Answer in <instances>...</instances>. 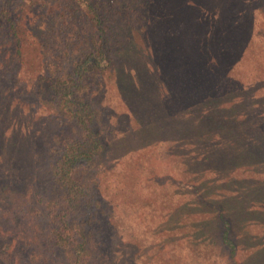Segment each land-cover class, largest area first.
<instances>
[{
	"label": "trees",
	"instance_id": "trees-1",
	"mask_svg": "<svg viewBox=\"0 0 264 264\" xmlns=\"http://www.w3.org/2000/svg\"><path fill=\"white\" fill-rule=\"evenodd\" d=\"M53 1H64L70 8L63 23L71 21L72 25L63 36L49 25L50 17L43 22L48 25L37 24L39 0H0V88L15 82L12 77L18 78L26 56L24 41L32 40L38 49L39 63L30 73L34 79L29 74L24 81L26 85L33 84V91L38 93L47 113L57 114L64 123L73 122L75 126L70 137L60 140L59 145L56 142L49 151L53 158L49 159L46 179L56 195L47 197L34 186L32 191L38 193L27 197L32 204L26 215L29 218H22L21 222L30 226L33 214L45 217L52 225L45 243L66 252L69 264H88L92 232L86 228L91 224L86 211L90 191L79 176L84 166L88 169L95 166L109 150L101 110L109 109L102 98L109 74L114 76L129 109L138 111L150 106L154 110L152 116L144 111L145 122L142 125L141 121L140 126L147 145L141 148L166 142L170 152L181 156L188 172L196 170L200 182L181 185L191 194V204L199 201L200 206L208 208L207 213L212 210V217L198 224L196 231L212 233L213 243L219 242L222 250L232 257L245 239L236 234V221L240 224L244 215L250 214V208H235L236 213L231 209L235 200L242 202V197L228 191L235 177L227 175L236 169L264 174V133L260 129L264 117L258 123L237 108L242 112L240 116L234 105L222 108L223 111L217 109L228 80L222 65L236 56L235 49L226 46L236 43L232 38H236L245 18L240 6L243 0H143V7L139 2L130 3L129 19L121 15L126 2L123 0ZM209 43L213 45V53L209 51L212 46ZM34 58L29 62L33 64ZM168 84L172 87L169 92ZM18 88L13 87L10 93ZM201 97L204 99L199 101ZM22 129L25 132L20 133ZM137 129L125 130L123 134L131 136ZM34 131L33 122L26 127L22 125L16 140H12L13 134L8 135L7 142L0 138V148L15 149L14 158L18 160L24 143L29 146L39 142ZM1 159L10 169L19 164L4 152ZM2 163L1 172L6 169ZM12 171L17 175L19 168ZM244 176L243 180L251 182L247 196L253 193L256 200L258 193L264 195V178ZM182 206L170 211L156 232H175L180 224L174 219L182 218L187 211ZM250 210L264 216L263 209ZM9 212L14 214L13 210ZM166 224L171 227L167 229ZM28 243L31 246L34 242ZM23 250L26 253L27 245ZM34 254L31 251L32 258ZM253 259V263H263L264 252Z\"/></svg>",
	"mask_w": 264,
	"mask_h": 264
},
{
	"label": "rangeland",
	"instance_id": "rangeland-1",
	"mask_svg": "<svg viewBox=\"0 0 264 264\" xmlns=\"http://www.w3.org/2000/svg\"><path fill=\"white\" fill-rule=\"evenodd\" d=\"M123 1H126L121 12L124 19L131 18L130 3L135 5L139 2V6L143 7V0ZM243 3L240 2V6L245 18L236 38H232L236 43L232 45L230 42L226 46L229 50L235 49L236 56L222 65V72L225 69L223 74L228 80L225 82L227 86L223 87L225 91L221 92L222 100L217 109H229L234 105L236 112L238 108L244 115L260 123V118L264 117V0H243ZM36 9L39 17L37 24L40 26L50 17L52 24L49 25L60 31L62 36L70 29L71 21L63 23V20L66 21V10L70 11L64 1L39 0ZM23 50L26 56L18 73L19 79L12 77L15 82L10 81L7 86L0 88V138L3 137L7 142L8 135L13 134L11 138L16 140L22 125L26 127L33 122V133L39 142L29 146L24 143L23 154L18 160L14 158L15 149L0 148V165L3 152L10 154L14 162L19 163L12 168H19L17 175L13 174L9 164L6 166L2 163L6 169L3 172L0 170V206H3L0 209V225L3 227L0 230V261L2 264H69L66 252L45 243L52 227L49 220L42 216L34 217L33 214L30 216L32 225L21 222L22 218H29L26 215H29L32 204L27 197L32 198L35 191L38 193L37 190L32 191L34 186L40 188V193H45L47 197L56 195L53 193L55 188L46 179V171L50 172L49 159L53 158L49 151L56 142L59 145L60 140L70 137L71 131L75 132L73 122L64 123L60 116L50 111L54 116L48 117L49 113L43 107L38 93L33 91V84L26 85L24 80L34 68H38L39 59L38 49L32 40L24 41ZM209 51L213 53V45ZM33 58L32 64L29 61ZM228 66L232 68L228 69ZM29 78L34 79L32 74ZM105 84L106 93L102 98L109 109L101 110L102 122L106 121L103 130L107 135L105 139L109 150L101 160L95 162V166L90 169L84 166L81 169L83 173L78 175L86 190L90 191L86 211V216L91 220L86 228L92 232L88 264H232V261L234 264H257L253 263V258L264 252V216H257L250 209L264 210V195L258 193L256 200L253 193L247 196L251 182L243 180V177L247 174L262 179L264 174H256L251 169L243 172L236 169L227 175L235 177L228 191L233 190L242 197V202L235 200L231 209L236 213L235 208H250V214L244 215L240 224L239 220L236 221L235 232L245 239L230 257L228 251L222 250L219 242L213 243L212 233L196 231L198 224L212 217V210L207 213L208 208L200 206L199 201L191 204V194L182 186L185 182H200L196 170L188 172L181 156L175 151L170 152L166 142L141 148L147 145L140 126L141 121L142 125L145 122L142 118L144 111L147 110L146 113L152 116L154 110L150 106L138 111L129 109L121 98L114 76L108 74ZM168 85L169 92L172 87ZM13 87L19 88L10 93ZM185 93L184 97L187 98ZM203 99L201 97L199 101ZM242 112L238 114L241 116ZM135 117L140 121L137 122ZM132 128L138 129L133 130L131 136L125 137L123 132ZM260 129L264 133V124ZM23 132L24 129L20 133ZM181 204L187 211L182 218L174 219L180 224H177L175 232H156L170 211ZM9 210H13L14 214ZM252 217L255 220L249 221ZM175 221H171L172 227ZM165 227L170 228L167 224ZM29 241L34 243L30 246ZM24 245H27L26 253ZM31 251L35 252L34 258L31 257Z\"/></svg>",
	"mask_w": 264,
	"mask_h": 264
}]
</instances>
